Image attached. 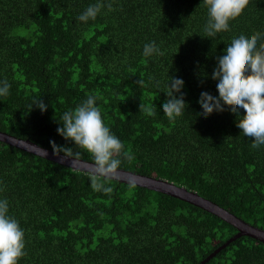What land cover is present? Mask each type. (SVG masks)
<instances>
[{"label":"trees","instance_id":"obj_1","mask_svg":"<svg viewBox=\"0 0 264 264\" xmlns=\"http://www.w3.org/2000/svg\"><path fill=\"white\" fill-rule=\"evenodd\" d=\"M95 2L0 0V80L11 85L0 97V130L51 150L55 141L94 162L57 127L63 112L95 94L130 154L121 169L184 186L264 229V145L251 146L227 104L199 114L198 103L202 91L216 90L211 72L223 40L264 32V0H246L214 41L202 36L201 0H105L112 11L78 21ZM151 41L162 56H143ZM169 75L183 78L189 105L175 120L150 79ZM39 98L46 111L31 109ZM89 173L0 141V197L25 231L19 264H199L238 232L202 207L134 183L112 178L111 193L94 191ZM205 264H264V242L242 235Z\"/></svg>","mask_w":264,"mask_h":264},{"label":"clouds","instance_id":"obj_2","mask_svg":"<svg viewBox=\"0 0 264 264\" xmlns=\"http://www.w3.org/2000/svg\"><path fill=\"white\" fill-rule=\"evenodd\" d=\"M201 3L207 9L202 36L214 41L217 34L228 27L229 18L242 8L246 0H201ZM105 7L108 11L113 10L112 3L96 0L77 16V20L84 23L95 21L98 15L106 14L102 11ZM223 42L224 47L216 55L211 72L216 90L201 92L198 99L201 106L199 114H206L213 107L220 108L227 104L237 116L236 124L241 133L245 137H253L251 146L257 148L264 145V32L238 30ZM142 54L150 58L164 53L156 41H151L144 44ZM169 77L167 81L155 77L150 79L159 92L166 94L162 104L163 114L169 120H175L182 116L189 105L185 100L183 78ZM136 83L141 85L143 81ZM10 87L7 80H0V97L9 95ZM100 99L95 94H88L75 109L63 112L58 119L57 133L91 155L95 165L94 171L89 173L91 188L111 193L112 188L106 185L118 174L121 155L128 157L130 154L124 151L120 138L104 122L103 108L98 103ZM33 106L42 112L48 107L40 98L33 102L31 109ZM139 107L149 116L157 114L154 107L142 103ZM241 109L244 110L243 114ZM52 144L57 155L63 152L71 157V147L56 145L55 141ZM24 249L25 231L19 220L10 214L8 199L0 197V264H19L20 258L26 254Z\"/></svg>","mask_w":264,"mask_h":264},{"label":"water","instance_id":"obj_3","mask_svg":"<svg viewBox=\"0 0 264 264\" xmlns=\"http://www.w3.org/2000/svg\"><path fill=\"white\" fill-rule=\"evenodd\" d=\"M0 141L9 143L11 145L30 151L34 154L43 156L58 163L66 164L77 170H82L86 172L94 171V162H88L86 160L75 158L72 156L68 157L63 153H59V155H57L54 150L38 145L29 139L18 138L1 130ZM114 179H117L122 182L134 183L188 201L199 207H202L203 209L209 212L220 216L227 222L236 226L238 228L237 234H235L232 238L225 242L219 249L225 247L230 242L242 235H248L264 242V229L246 222L245 220L239 218L227 209L221 207L216 202L202 197L197 192L191 191L184 186L176 185L175 183L162 178L147 176L121 168L119 169V172L114 177ZM219 249L211 253L205 260H203L199 264H205L207 261L210 260L211 257H213L217 253V251H219Z\"/></svg>","mask_w":264,"mask_h":264}]
</instances>
